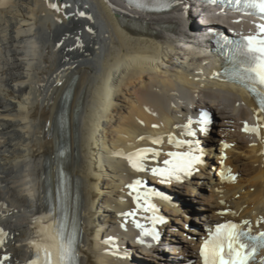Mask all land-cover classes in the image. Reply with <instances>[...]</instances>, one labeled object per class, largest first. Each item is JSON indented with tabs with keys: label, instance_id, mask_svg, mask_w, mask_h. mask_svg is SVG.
<instances>
[{
	"label": "bare ground",
	"instance_id": "bare-ground-1",
	"mask_svg": "<svg viewBox=\"0 0 264 264\" xmlns=\"http://www.w3.org/2000/svg\"><path fill=\"white\" fill-rule=\"evenodd\" d=\"M50 2L70 7L57 13ZM189 4L177 0L158 12L122 0H7L0 7V225L8 233L0 255H10V264L31 259L30 222L61 198L79 227V264H202L200 245L214 224L249 219L253 233L264 230L256 226L264 216V141L242 131L244 121L256 123L255 99L239 84L212 79L220 65L193 48L187 29L245 32L251 25L246 18L232 23L238 14H217L211 6L203 19L213 26L206 27L186 11ZM201 112L211 116L207 134L193 123L196 136L182 137L176 125L197 121ZM169 134L199 140L203 149L204 163L182 182L162 184L117 154L155 147L158 161L146 163L163 166L167 152L187 150L169 144ZM60 144L68 150L61 189ZM222 153L235 181L218 175ZM135 179L167 197L151 201L163 220L156 230L174 247L171 253L155 242L137 243L140 230L131 217L127 230L121 228L120 214L135 208L126 187ZM225 209L237 215H219ZM144 215L150 214L136 218L151 227ZM110 236L117 238V255L105 243Z\"/></svg>",
	"mask_w": 264,
	"mask_h": 264
},
{
	"label": "snow or ice",
	"instance_id": "snow-or-ice-1",
	"mask_svg": "<svg viewBox=\"0 0 264 264\" xmlns=\"http://www.w3.org/2000/svg\"><path fill=\"white\" fill-rule=\"evenodd\" d=\"M129 4H134L137 8L161 9L170 7L167 0H128ZM210 5L215 6L220 11L217 14L227 15L228 12L238 14V18L232 23L241 24L245 17L251 18L247 23L251 27L244 31H234L235 38H230L223 32H213L216 45L220 54L225 59L227 67L224 68V75L232 82L239 84L247 89L254 97L257 107L254 109L256 114V123L249 125L247 121L243 122L242 131L249 134H255L264 141V0H206ZM7 6V0H0V7ZM49 7L59 13L62 8H68V4L49 3ZM87 7V6H85ZM81 17L91 20L92 17L87 13L79 12ZM91 32L92 29L89 28ZM219 76L220 73H214ZM62 81H58L60 83ZM210 117L207 112H201L197 121L188 118L186 124L176 125L181 129L182 137H195L196 130L193 129V123L199 125V131L207 134ZM158 127V125H153ZM141 141L148 140L153 145H160L164 142V137H146L140 136ZM168 143L175 145L177 149L187 147L186 151H169L166 153L168 158L162 161L163 166L148 167L146 163L151 159L153 163L158 161L161 152L155 147L138 148L133 152L124 154L130 167L136 172H150L153 177L159 179L162 184H170L173 180L182 182L183 178L190 177L197 171V165L204 163L203 149L200 147L199 140L180 139L175 134H169ZM224 148L231 145L224 144ZM264 154V153H262ZM226 156L221 154V171L218 175L222 180L235 181L236 175L232 170L223 166ZM130 189L129 195L132 196L135 208L129 212L121 213L124 217V223L121 228L126 229L128 218H132L134 226L140 230L137 237V243H145L144 237L151 236L153 240L159 239V232L156 230L158 223H163L160 216L157 215L158 208L152 203L151 197L157 196L167 199L163 193L155 189L147 188L146 182L141 179H135L126 186ZM221 204L225 201L221 200ZM138 213H145L142 219L150 223L151 227L137 219ZM230 214L236 216V212L225 209L219 215ZM33 236L27 241L32 253L31 259L27 264H79V245L80 231L75 218L70 217L68 207L64 199H59L58 207L53 205L46 213L34 216L31 220ZM264 224V216L258 218L256 226L259 228ZM8 233L0 228V247L6 242ZM105 243L113 248V255L119 254V248L116 237H108ZM260 251H264V230L253 233V225L249 219L240 222L227 220L224 223H216L207 229V236L203 239L199 255L202 264H255ZM126 256L127 253H124ZM10 260V255L0 256V264ZM260 264H264V258H260Z\"/></svg>",
	"mask_w": 264,
	"mask_h": 264
},
{
	"label": "rangeland",
	"instance_id": "rangeland-1",
	"mask_svg": "<svg viewBox=\"0 0 264 264\" xmlns=\"http://www.w3.org/2000/svg\"><path fill=\"white\" fill-rule=\"evenodd\" d=\"M213 171V173H216V170L214 169V170H212Z\"/></svg>",
	"mask_w": 264,
	"mask_h": 264
},
{
	"label": "water",
	"instance_id": "water-1",
	"mask_svg": "<svg viewBox=\"0 0 264 264\" xmlns=\"http://www.w3.org/2000/svg\"><path fill=\"white\" fill-rule=\"evenodd\" d=\"M63 99V98H62ZM63 102V101H62Z\"/></svg>",
	"mask_w": 264,
	"mask_h": 264
}]
</instances>
